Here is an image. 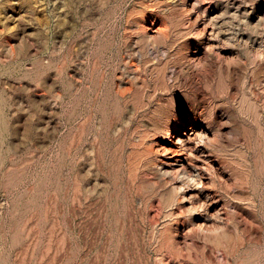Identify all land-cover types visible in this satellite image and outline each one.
I'll use <instances>...</instances> for the list:
<instances>
[{"label":"rangeland","instance_id":"rangeland-1","mask_svg":"<svg viewBox=\"0 0 264 264\" xmlns=\"http://www.w3.org/2000/svg\"><path fill=\"white\" fill-rule=\"evenodd\" d=\"M0 264H264V0H0Z\"/></svg>","mask_w":264,"mask_h":264}]
</instances>
